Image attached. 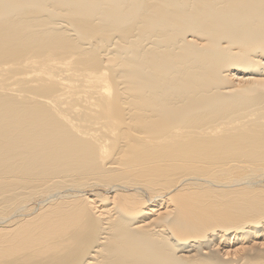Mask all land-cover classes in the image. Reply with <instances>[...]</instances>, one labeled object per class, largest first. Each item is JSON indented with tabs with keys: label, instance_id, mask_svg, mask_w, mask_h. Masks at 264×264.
Instances as JSON below:
<instances>
[{
	"label": "bare ground",
	"instance_id": "bare-ground-1",
	"mask_svg": "<svg viewBox=\"0 0 264 264\" xmlns=\"http://www.w3.org/2000/svg\"><path fill=\"white\" fill-rule=\"evenodd\" d=\"M0 264H264V0H0Z\"/></svg>",
	"mask_w": 264,
	"mask_h": 264
}]
</instances>
